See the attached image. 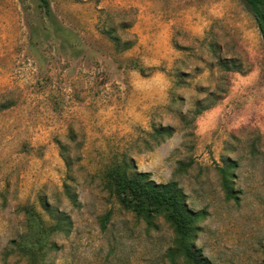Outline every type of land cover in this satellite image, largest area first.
<instances>
[{
  "label": "rangeland",
  "instance_id": "1",
  "mask_svg": "<svg viewBox=\"0 0 264 264\" xmlns=\"http://www.w3.org/2000/svg\"><path fill=\"white\" fill-rule=\"evenodd\" d=\"M49 2L51 18L0 0V264H29V207L69 223L42 264H167L169 224L148 230L105 187L122 160L204 211L212 261L264 264V42L244 0Z\"/></svg>",
  "mask_w": 264,
  "mask_h": 264
},
{
  "label": "trees",
  "instance_id": "2",
  "mask_svg": "<svg viewBox=\"0 0 264 264\" xmlns=\"http://www.w3.org/2000/svg\"><path fill=\"white\" fill-rule=\"evenodd\" d=\"M41 12L51 18L49 0H36ZM247 8L255 19L256 25L264 42V0H244ZM120 38L114 37L113 41L119 43ZM126 47V46H125ZM134 65L137 66L136 63ZM153 139L160 144L172 133L171 127L154 129ZM130 167L125 160L114 163L106 169L104 178L106 188L121 207L132 212L137 218L142 219L148 230L157 227L156 219L163 217L173 231L172 245L167 248L164 258L167 264H221L212 261L202 249L196 245L197 233L200 230L199 220L204 216V211L191 209L186 201V194L174 180L166 183H157L150 179L149 172H129ZM232 163L220 168L221 185L225 198L238 199V192L233 188L234 177ZM111 211L100 217V226L105 229L110 219ZM28 217V231L24 236L19 249L27 256L29 264H42L44 250L48 244L51 232L64 229L67 231L65 215L54 217L52 224H47L33 208H26Z\"/></svg>",
  "mask_w": 264,
  "mask_h": 264
}]
</instances>
